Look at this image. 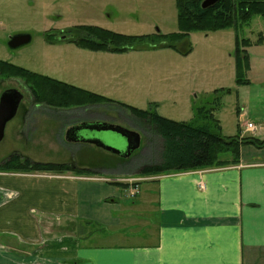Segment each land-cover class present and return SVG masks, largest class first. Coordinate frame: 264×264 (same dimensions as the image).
Returning <instances> with one entry per match:
<instances>
[{"label": "rangeland", "instance_id": "rangeland-1", "mask_svg": "<svg viewBox=\"0 0 264 264\" xmlns=\"http://www.w3.org/2000/svg\"><path fill=\"white\" fill-rule=\"evenodd\" d=\"M176 2L0 0V60L140 110H148L156 103L161 117L176 122H190L199 110L214 108L224 136L235 137L242 131L244 136L264 139V130L259 129L262 127L250 113L254 106L251 101L253 87L237 84L235 60L237 35L240 39L255 42L260 33H264V21L259 16H255L249 25L239 26L237 31L232 28L211 33L193 32L177 44L178 50L154 49L152 44H158L159 40H153L138 42L127 53L111 54L81 49L69 43L70 38L64 41L55 38L62 35L58 31L66 30L68 34L76 26H96L136 37L177 33ZM47 32L53 34V38L49 39L52 43L45 39ZM19 34L30 35L31 43L19 49H10L9 40ZM253 47H260L252 53L254 62L264 65V45ZM248 73L247 79L250 76ZM10 89H17L24 95L22 106L23 112L27 113L23 117L18 114L7 125L6 136L0 142V165L6 157L13 155L30 160L19 153L24 150L39 163L72 165L77 170L86 171L81 175L75 174L76 178L103 180L113 185L125 183L128 188L129 183L133 185L137 180L142 186L140 195H135L134 190L116 187L118 207L114 209L113 217L117 227L108 231L101 225H95L90 235L93 241L104 245L146 243L144 236L156 235V231H151L155 229L152 225L157 223L159 215L147 193L153 178L141 174L139 165L149 158L164 162L172 156L166 154L162 137L137 120L131 112L115 104L59 109L45 102L36 103L23 79L0 77V97ZM91 120L107 121L141 133L142 147L130 160L102 149L71 145L66 141L69 127ZM249 123L259 130L246 132ZM85 133L89 134L88 138L102 139L112 149L122 153L127 150L128 141L121 135ZM222 156L223 159L231 158L230 153ZM93 162L109 164L113 169L100 170L99 165H92ZM5 196L13 198L15 195L7 193ZM56 224L61 225L59 221ZM59 225L54 227L56 233L75 232L74 224L57 228ZM83 225L77 223L79 228ZM127 236L129 239H123ZM138 237L141 239L138 240ZM17 249L30 251L22 246Z\"/></svg>", "mask_w": 264, "mask_h": 264}, {"label": "crops", "instance_id": "crops-1", "mask_svg": "<svg viewBox=\"0 0 264 264\" xmlns=\"http://www.w3.org/2000/svg\"><path fill=\"white\" fill-rule=\"evenodd\" d=\"M258 48L248 50L250 113L264 130V65L254 62L252 54ZM96 121L107 122H89ZM19 153L37 162L31 153ZM152 178L147 193L159 215L151 231L156 235L144 236L146 243L104 245L93 241L90 231L95 225L108 231L117 227L113 211L120 186L72 173L0 171V264H264V150L246 146L238 165ZM128 185L121 188L134 190ZM68 223L75 232L56 233V225ZM21 246L30 251L17 249Z\"/></svg>", "mask_w": 264, "mask_h": 264}, {"label": "trees", "instance_id": "trees-1", "mask_svg": "<svg viewBox=\"0 0 264 264\" xmlns=\"http://www.w3.org/2000/svg\"><path fill=\"white\" fill-rule=\"evenodd\" d=\"M204 1L177 0V33L136 37L118 34L96 26H76L69 30L75 36L68 41L87 51L111 54L127 53L133 50V46L138 42L153 40H159L158 44H152L154 49L178 50L177 44L187 39L193 32L211 33L232 28L237 31L239 26L249 25L255 16L261 17L264 21V0H220L216 6L207 10L202 8ZM49 39L50 37H46L48 42ZM260 45H264V33H260L255 42L250 39H240L237 35L235 60L239 86L251 84L246 78L251 68L248 49ZM0 77L23 79L29 86L35 102L39 104L45 102L59 109L115 104L131 112L137 120L152 129L157 136L162 137L166 154L172 155L164 162L146 159L147 161L139 165L140 172L144 176H162L238 165L243 147L252 146L258 150H264V139L242 137L240 132L235 137L224 136L221 122L214 114V108L199 110L190 122H176L161 117L157 112L159 105L156 103L152 104L148 110H140L1 60ZM226 153L231 154L230 159H223L222 155ZM0 171L80 175L86 172L77 170L72 165L25 160L19 155L11 156L0 166ZM114 184L121 187L127 186L120 183Z\"/></svg>", "mask_w": 264, "mask_h": 264}, {"label": "water", "instance_id": "water-1", "mask_svg": "<svg viewBox=\"0 0 264 264\" xmlns=\"http://www.w3.org/2000/svg\"><path fill=\"white\" fill-rule=\"evenodd\" d=\"M220 0H205L202 4L204 10L216 6ZM31 36L28 34H19L10 39L9 48L19 49L31 42ZM24 100V95L17 89L5 91L0 97V142L4 140L7 125L17 116L19 108ZM82 131H90L93 133L111 132L126 138L128 147L125 153L106 146L102 139L96 137L88 138L86 134H80ZM68 142H82L95 145L114 155H121L124 158H131L142 146V136L139 132L124 128L107 122H85L70 128L66 134Z\"/></svg>", "mask_w": 264, "mask_h": 264}, {"label": "flooded vegetation", "instance_id": "flooded-vegetation-1", "mask_svg": "<svg viewBox=\"0 0 264 264\" xmlns=\"http://www.w3.org/2000/svg\"><path fill=\"white\" fill-rule=\"evenodd\" d=\"M66 30H64V31H58V33H60V34H62L61 36L59 35V37H55V38H58V39H56V40H59V41H64V40H67L68 38H72V37H74L75 36V34L74 33H68V34H66V32H65ZM57 33V34H58ZM57 34H55V35H57ZM45 36L46 37H50V38H53V34H51V32H47L46 34H45ZM46 37H45V39H46ZM10 41V40H9ZM48 42V41H47ZM51 42V41H50ZM50 42H48V43H50ZM52 43V42H51ZM8 45H9V42H8ZM27 112H23V106H22V104H21V106H20V109H19V113L18 114H22V115H24V114H26ZM27 116V115H26ZM80 134H86L84 131H82ZM86 135H88V134H86Z\"/></svg>", "mask_w": 264, "mask_h": 264}, {"label": "built area", "instance_id": "built-area-1", "mask_svg": "<svg viewBox=\"0 0 264 264\" xmlns=\"http://www.w3.org/2000/svg\"><path fill=\"white\" fill-rule=\"evenodd\" d=\"M247 128H248V130H250V131H256V127H255V125H253V124H248V126H247Z\"/></svg>", "mask_w": 264, "mask_h": 264}]
</instances>
